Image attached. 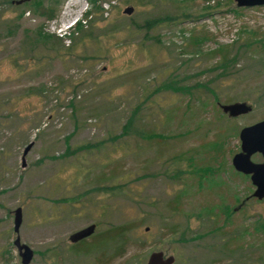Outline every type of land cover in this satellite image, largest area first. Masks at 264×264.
Masks as SVG:
<instances>
[{"label": "rangeland", "instance_id": "1", "mask_svg": "<svg viewBox=\"0 0 264 264\" xmlns=\"http://www.w3.org/2000/svg\"><path fill=\"white\" fill-rule=\"evenodd\" d=\"M11 1L0 0V264H21L16 207L27 264H144L152 251L264 264V198L230 163L239 129L264 118V5ZM235 101L250 111L222 113ZM90 223L82 243L67 240ZM103 232L112 239L94 246Z\"/></svg>", "mask_w": 264, "mask_h": 264}, {"label": "water", "instance_id": "2", "mask_svg": "<svg viewBox=\"0 0 264 264\" xmlns=\"http://www.w3.org/2000/svg\"><path fill=\"white\" fill-rule=\"evenodd\" d=\"M28 0H12L11 3L20 4ZM237 7H252L264 5V0H234ZM131 7H125L123 13L129 14ZM222 113L228 117H235L250 111L251 107L245 101H235L219 105ZM239 150L235 152L230 159L233 169L241 174L248 175L249 181L253 186L251 196L257 200L264 198V118L249 125L242 126L238 131ZM28 142L21 153V165H23L24 155L31 146ZM253 153H259L262 160L254 162L250 159ZM21 222V209L16 207L13 210L12 231L15 236L12 244L17 250L21 264H27L32 256L31 248L20 242L17 235L18 227ZM95 225L90 223L68 234L67 240L74 243L78 240L88 237L94 231ZM171 255L163 256L160 251H152L148 254L144 264H172Z\"/></svg>", "mask_w": 264, "mask_h": 264}, {"label": "trees", "instance_id": "3", "mask_svg": "<svg viewBox=\"0 0 264 264\" xmlns=\"http://www.w3.org/2000/svg\"><path fill=\"white\" fill-rule=\"evenodd\" d=\"M25 2H26V1H25ZM88 14H89V12H88V11H85V12H84V17H86ZM79 22H80V21H77L78 25H79ZM154 22H155L154 20H151V21H144L143 24H141V25H142L143 27H145V26H149V25L151 26V25L154 24ZM78 25H77V27H76L77 29H78ZM51 37H53V36L51 35ZM129 120H130V119H129ZM129 120H128V121L126 122V124L123 126V129H124V127H128V128H129V127L131 126V124L129 123ZM120 231H121V229L118 228L117 232H115L114 229L107 230L106 232L111 233V234L113 235L114 233H120ZM108 233H105V234H104V232H103L104 235H94V236H93V243H92V244H93L94 246H95V245H99V244H94V242H95L94 240H96V238H97V237H100V236H103V237H104V241H105V239H107V240L112 239V238H111V234H108ZM109 235H110V236H109ZM108 236H109V237H108ZM84 239H85V238H84ZM84 239H81V240L79 241V243H82V241H83ZM102 242H103V241H102ZM118 250H119V249H118ZM119 251H120V250H119ZM119 251L117 252V255L120 254Z\"/></svg>", "mask_w": 264, "mask_h": 264}, {"label": "flooded vegetation", "instance_id": "4", "mask_svg": "<svg viewBox=\"0 0 264 264\" xmlns=\"http://www.w3.org/2000/svg\"><path fill=\"white\" fill-rule=\"evenodd\" d=\"M84 239V238H83ZM80 240H78V241H76V242H74V243H77V242H79Z\"/></svg>", "mask_w": 264, "mask_h": 264}]
</instances>
